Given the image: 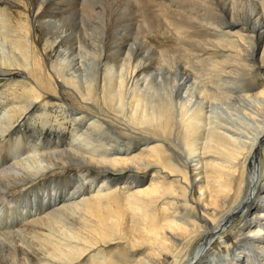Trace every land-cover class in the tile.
I'll list each match as a JSON object with an SVG mask.
<instances>
[{
	"label": "bare ground",
	"instance_id": "obj_1",
	"mask_svg": "<svg viewBox=\"0 0 264 264\" xmlns=\"http://www.w3.org/2000/svg\"><path fill=\"white\" fill-rule=\"evenodd\" d=\"M109 1L0 0V264H261L264 0Z\"/></svg>",
	"mask_w": 264,
	"mask_h": 264
},
{
	"label": "rangeland",
	"instance_id": "obj_2",
	"mask_svg": "<svg viewBox=\"0 0 264 264\" xmlns=\"http://www.w3.org/2000/svg\"><path fill=\"white\" fill-rule=\"evenodd\" d=\"M56 1L57 0H55V3H54V6H57L56 4ZM109 1V0H108ZM124 1V2H123ZM123 1H121V0H119V2H117V5L119 4V5H121V6H125L127 9H128V11H130V12H132V13H134L135 15H136V17H137V20L138 21H141V23L143 24V25H145V21H146V19H147V15H148V9H150L151 11H152V14H154L155 16H164V15H159V13H158V11L156 10V8H154V7H150L149 5H146L145 3V1H143V0H139V1H137V3H138V5H137V3H136V0H123ZM109 2H111V1H109ZM114 2V1H113ZM140 2V3H139ZM117 5L115 6L114 5V7H117ZM118 5V6H119ZM142 5V6H141ZM146 5V6H145ZM51 7V6H50ZM97 10H98V8H97ZM144 10H147L146 12L144 11ZM140 11V12H139ZM157 11V12H156ZM96 13H98V12H96ZM95 13V15H97ZM100 13V12H99ZM134 15V16H135ZM98 16H99V14H98ZM79 19H77L76 20V22L77 23H79V21H78ZM79 26H80V23H79ZM158 41V40H157ZM155 39H152L151 40V42L153 43V44H158V42H157ZM164 42H166V40H164ZM166 44V43H165ZM260 160L262 161L263 160V158H262V153H261V157H260V159H259V161L257 160V163L258 164H260ZM251 165H253V164H251ZM122 197V199L125 197H123V196H121ZM18 211H16L17 212V214L16 215H14L13 214V212H11L10 210L9 211H2V213L0 214V220H1V224H0V232H1V230L2 229H4V230H6V231H9L10 230V232H13V230H15L14 232H16V234L18 233V234H20L19 236L20 237H24L23 235L25 234H23V230H22V228H20V226L21 225H19L20 223H18V226L16 225L17 223H15V225H14V227H10V224H6V223H8L9 221H10V219H14V218H19L18 217V214L21 212V210L18 208L17 209ZM3 212H5V213H3ZM4 214V215H3ZM2 215V216H1ZM9 216V217H8ZM21 218V217H20ZM23 218H24V216H23ZM5 219V220H4ZM9 220V221H8ZM10 228H9V227ZM230 228H232V226H230ZM20 229V230H19ZM4 230H2V231H4ZM5 231V232H6ZM10 235H11V233H10ZM17 238V237H16ZM26 238V237H25ZM31 242V241H30ZM203 255H205V254H203ZM262 261H264L263 259L260 261V263L261 264H264Z\"/></svg>",
	"mask_w": 264,
	"mask_h": 264
}]
</instances>
